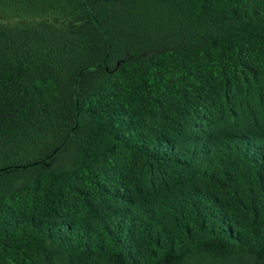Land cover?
I'll return each mask as SVG.
<instances>
[{
	"label": "trees",
	"instance_id": "1",
	"mask_svg": "<svg viewBox=\"0 0 264 264\" xmlns=\"http://www.w3.org/2000/svg\"><path fill=\"white\" fill-rule=\"evenodd\" d=\"M0 264H264V0H0Z\"/></svg>",
	"mask_w": 264,
	"mask_h": 264
}]
</instances>
